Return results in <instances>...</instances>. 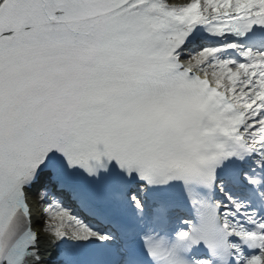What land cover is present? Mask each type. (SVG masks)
<instances>
[{
  "label": "snow or ice",
  "instance_id": "obj_1",
  "mask_svg": "<svg viewBox=\"0 0 264 264\" xmlns=\"http://www.w3.org/2000/svg\"><path fill=\"white\" fill-rule=\"evenodd\" d=\"M0 264H264V0H0Z\"/></svg>",
  "mask_w": 264,
  "mask_h": 264
}]
</instances>
